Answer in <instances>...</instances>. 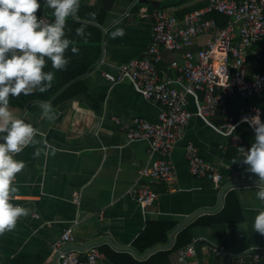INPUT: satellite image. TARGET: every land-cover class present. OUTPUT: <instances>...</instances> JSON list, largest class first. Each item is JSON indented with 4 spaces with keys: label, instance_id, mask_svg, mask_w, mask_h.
<instances>
[{
    "label": "crops",
    "instance_id": "0c3cea01",
    "mask_svg": "<svg viewBox=\"0 0 264 264\" xmlns=\"http://www.w3.org/2000/svg\"><path fill=\"white\" fill-rule=\"evenodd\" d=\"M202 3L204 6L190 12L203 10L208 0H81L77 15L68 19L66 27V38L75 41L72 46L79 49L78 54L72 53L70 46L65 53L69 60L65 70L55 71L50 61L44 69L54 72V80L61 79L62 73L82 67L97 54L90 69L75 79L80 81L78 87L63 98L60 95L74 81L48 100L26 102L22 96L10 97L14 115L31 123L38 130L36 139L55 147L56 154L34 158L35 148L29 146L15 157L26 167L17 177L18 191L13 203L28 209L30 214L19 220L13 232L0 236V264H59L54 244L66 229L75 236L70 247L82 253L97 246L109 259L128 254L144 260L155 251L140 258L149 249L139 252L134 241L148 223L173 222L176 228L190 219L184 229L210 216L221 220L192 226L191 241L171 254V264L194 262V258L182 255L193 241L197 258L209 264H252L254 252L261 254L264 264V235L252 228L255 216L264 210V204L255 197L257 178L247 171L246 165L231 164L233 158L242 157L230 144V138L218 130L227 115L238 117L242 107H259L260 120L264 122V96L233 97L214 116L205 119L197 113L203 94L190 95L188 110L192 115L183 136L168 154L151 153L149 141H129L127 129L135 118L157 123L161 106L146 99L129 80L111 83L103 76L105 71L116 72L145 54L155 12L179 16L185 9ZM90 8L99 9L98 15L101 14L98 21L89 24L93 30L86 28L91 36L85 44L75 30L94 14ZM116 20L120 21L116 27L123 28L125 35L112 39V22ZM205 40V36H199L194 49ZM163 55L159 74L163 79H173L177 72L170 64L178 55L167 51ZM263 66L264 60L256 59L250 52L246 62L248 77L253 78ZM44 102L52 104L54 122L41 119L40 104ZM235 134L251 148L255 131L249 123H239ZM189 144L218 167L223 175L218 186L190 173L186 161ZM154 160L173 165L171 181L151 185L142 175ZM138 185H151L157 191L158 199L152 206L143 207L131 196V189ZM228 198L229 207L225 209ZM171 231L168 242L158 245L169 243ZM176 234L167 249L173 246ZM212 245L223 246L228 254L212 253ZM129 247L135 254L125 250Z\"/></svg>",
    "mask_w": 264,
    "mask_h": 264
},
{
    "label": "built area",
    "instance_id": "2783aa9c",
    "mask_svg": "<svg viewBox=\"0 0 264 264\" xmlns=\"http://www.w3.org/2000/svg\"><path fill=\"white\" fill-rule=\"evenodd\" d=\"M212 12L226 16L227 24L220 27L209 16ZM40 18L52 22L46 15ZM153 18L152 37L145 54L130 60L116 72L105 71L103 76L111 83L129 80L146 99L161 106L157 123L133 119L127 138L129 141L146 139L151 153L168 154L183 136L191 118L190 95L203 94L197 113L205 119L214 116L233 97L264 96V66L253 78L248 77L246 68L250 52L256 59L264 60V0H208V5L200 11L177 16L160 10ZM199 36H205L206 40L194 49ZM164 51L178 55L170 64L177 72L173 79H163L159 74L158 65L164 59ZM257 114L261 119L259 107H242L238 117L227 115L218 130L230 138L236 150L241 147L249 150L235 130L245 118L250 120ZM186 161L193 176L208 179L215 186L223 181L218 167L200 156L193 144L186 147ZM142 175L151 185L166 183L174 178V167L168 161L154 160L143 169ZM151 185H138L130 191L143 207L152 206L158 199ZM74 242L71 229L64 230L55 242L59 264H114L97 246L89 247L83 254L70 247ZM210 250L220 256L228 254L223 246L212 245ZM182 255L194 258L192 264H209L197 258L195 241ZM252 259V264H263L259 252H254Z\"/></svg>",
    "mask_w": 264,
    "mask_h": 264
},
{
    "label": "clouds",
    "instance_id": "9594fccd",
    "mask_svg": "<svg viewBox=\"0 0 264 264\" xmlns=\"http://www.w3.org/2000/svg\"><path fill=\"white\" fill-rule=\"evenodd\" d=\"M43 4L52 10L53 22L38 17L40 0H0V236L13 232L19 220L30 214L28 209L13 203L18 191L17 177L26 167L15 157L29 146L35 148L34 158L56 154L55 147L36 139L38 130L32 124L16 117L10 108V97L45 93L51 88L55 74L44 71L48 61L57 72L69 64L65 53L75 41L66 38L67 21L77 15L81 0H43ZM94 15L75 30L85 44L91 36L86 28L94 22ZM112 23L111 38L123 37L124 29L116 27L120 21ZM71 51L78 54L79 49L72 46ZM40 109L41 119L55 121L51 103H41ZM245 122L253 127L255 140L249 150L238 148L242 158H233L231 164L246 165L247 171L257 178L255 197L264 204V122L259 114L250 120L245 118ZM252 228L264 235V210L255 216Z\"/></svg>",
    "mask_w": 264,
    "mask_h": 264
},
{
    "label": "trees",
    "instance_id": "16d2710c",
    "mask_svg": "<svg viewBox=\"0 0 264 264\" xmlns=\"http://www.w3.org/2000/svg\"><path fill=\"white\" fill-rule=\"evenodd\" d=\"M41 2V9L38 13V17L40 18L43 15L48 16L51 21H54V17L52 16V10L47 9L44 4L43 0H40ZM204 6V3L200 5H196L192 8L185 9L183 12L179 14V16L184 15L186 12H190L194 9H198L200 7ZM90 11H93L94 14H97L100 12L99 9L90 8ZM95 11V12H94ZM97 11V13H96ZM101 14V13H100ZM100 14L98 16L94 15V21H98L100 18ZM216 20L218 21V24L220 26H224L228 22V18L224 16L221 13L213 12L212 14ZM87 19H92V16H87ZM87 28L94 29L91 25H89ZM95 55V53H94ZM97 58V54L87 63H84L82 67L78 66L75 70L65 71L62 73L61 79H56L53 81L51 88L45 92V93H33L29 96H24V100L26 102L32 101V100H48L50 99L55 93H57L64 85L69 83L70 81H74L71 85H69L64 92L60 95V98H63L64 96H67L69 93H72V89H75L78 87V84L80 83L77 79L79 76L85 74L93 64V61H95ZM229 199L226 203V208L228 209L229 205ZM221 218L219 216H210L207 220L199 219L195 223H192L179 231L176 234L174 244L170 249L166 250H157L154 253H152L149 257H147L144 260H137L131 255L124 254L120 255L117 258L116 257H110L107 258L109 261H112L114 264H171L170 263V256L172 253L179 251L183 249L190 241H191V233L190 229L195 224H213L214 222L220 221ZM175 224L173 222H150L146 225L145 229L142 231L140 236L134 241L135 248L143 253L146 250L158 245V244H165L168 242V233L174 228Z\"/></svg>",
    "mask_w": 264,
    "mask_h": 264
},
{
    "label": "water",
    "instance_id": "95a60500",
    "mask_svg": "<svg viewBox=\"0 0 264 264\" xmlns=\"http://www.w3.org/2000/svg\"><path fill=\"white\" fill-rule=\"evenodd\" d=\"M189 221H190V219L187 220V221H185L184 223L178 225L176 228H174V229L171 231V233H170V235H169V239H170V241H169L168 244H166V245H158V246H155V247L149 249L148 251H146L143 255H140V256H138V257H140V258H145L147 255L151 254L152 252H154V251H156V250H159V249H167V248H169V247L171 246V244H172V240H173L174 235H175L180 229H182V228H183V227H184ZM125 250H128V251H130V252H132V253L135 254V251H134L132 248H130V247L127 248V249H125Z\"/></svg>",
    "mask_w": 264,
    "mask_h": 264
}]
</instances>
